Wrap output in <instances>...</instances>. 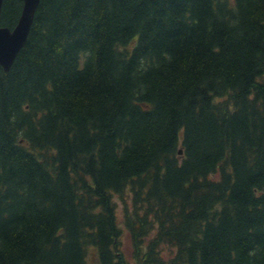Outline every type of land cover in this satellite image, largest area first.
Instances as JSON below:
<instances>
[{"label":"trees","instance_id":"1","mask_svg":"<svg viewBox=\"0 0 264 264\" xmlns=\"http://www.w3.org/2000/svg\"><path fill=\"white\" fill-rule=\"evenodd\" d=\"M263 76L264 0H40L0 68V264H264Z\"/></svg>","mask_w":264,"mask_h":264},{"label":"water","instance_id":"2","mask_svg":"<svg viewBox=\"0 0 264 264\" xmlns=\"http://www.w3.org/2000/svg\"><path fill=\"white\" fill-rule=\"evenodd\" d=\"M22 8L12 29L0 26V68L8 71L25 43L40 0H21ZM3 0H0V12Z\"/></svg>","mask_w":264,"mask_h":264},{"label":"rangeland","instance_id":"3","mask_svg":"<svg viewBox=\"0 0 264 264\" xmlns=\"http://www.w3.org/2000/svg\"><path fill=\"white\" fill-rule=\"evenodd\" d=\"M262 79L264 80V78H262ZM116 201H117V212H116L117 220H118L119 224L123 227V224H122L123 215H122L121 202L118 198H116ZM121 239H122L121 240V247L125 251L126 255H129V253L132 252V248L130 245L129 235H128L126 229H124V228L122 230V238Z\"/></svg>","mask_w":264,"mask_h":264}]
</instances>
